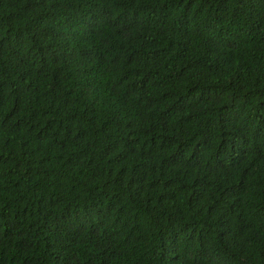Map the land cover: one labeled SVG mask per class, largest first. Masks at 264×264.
Masks as SVG:
<instances>
[{"label": "trees", "instance_id": "1", "mask_svg": "<svg viewBox=\"0 0 264 264\" xmlns=\"http://www.w3.org/2000/svg\"><path fill=\"white\" fill-rule=\"evenodd\" d=\"M0 264H264V0H0Z\"/></svg>", "mask_w": 264, "mask_h": 264}]
</instances>
